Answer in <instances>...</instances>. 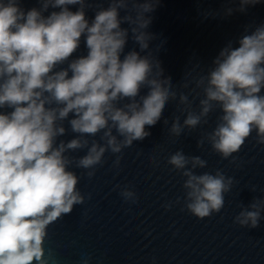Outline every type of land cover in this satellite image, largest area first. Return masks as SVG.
<instances>
[{"label": "clouds", "instance_id": "9594fccd", "mask_svg": "<svg viewBox=\"0 0 264 264\" xmlns=\"http://www.w3.org/2000/svg\"><path fill=\"white\" fill-rule=\"evenodd\" d=\"M260 2L239 0L236 10ZM38 3L39 8L25 10L21 0H0V264H60L57 252L46 246L48 229L91 199L78 187L81 178L95 177L106 153L115 156L112 167L119 174L124 150L151 135L147 129L171 102L180 113L172 117L171 137L202 129L219 110L215 127L200 133L198 149L207 144L222 160L237 164L234 154L253 132L255 143L264 146V25L250 34L246 28L238 47L229 41L206 71L197 61L174 84L158 57L164 41L150 47L158 39L149 31L150 14L161 0H108L107 8H95L91 21L86 13L94 0ZM125 23L127 28L121 26ZM82 37L87 55L73 58ZM129 38L139 51L125 53ZM69 132L75 134L72 139H61ZM81 151L85 154L72 155ZM149 159L159 166L155 156ZM167 164L184 179L183 197L165 203L166 211L182 204L181 211L209 218L221 212L225 194L238 183L222 169L198 174L207 160L183 149L170 154ZM73 169L84 171L77 175ZM114 190L125 203L139 201L131 184H117ZM256 190L252 185L250 191ZM238 207L234 224L260 226L264 198ZM92 261L84 252L78 264Z\"/></svg>", "mask_w": 264, "mask_h": 264}, {"label": "water", "instance_id": "95a60500", "mask_svg": "<svg viewBox=\"0 0 264 264\" xmlns=\"http://www.w3.org/2000/svg\"><path fill=\"white\" fill-rule=\"evenodd\" d=\"M20 6L25 10L40 7L38 0H21ZM101 6L107 8L108 0H94L93 9L86 13L89 21L94 19L95 8ZM77 7L69 6L72 11ZM239 8V0H161L157 10L150 14L153 22L149 31L158 36L150 47L164 41L158 57L165 75L170 76L174 84H179L184 73L197 61L206 71L229 41L234 48L238 47L246 28L250 34L264 25V0L246 6L244 12L236 10ZM228 9H233L231 14L227 13ZM120 15L125 12L121 11ZM121 26L128 27L126 23ZM132 49L139 51L138 45L129 38L125 53ZM81 55H87L83 37L73 58ZM146 93L147 89L141 90V94ZM197 104L198 100L193 106ZM174 115L180 113L176 102H171L161 120L147 129L151 135L124 150L119 174L112 167L115 156L106 153L105 163L98 167L95 177L81 178L78 187L82 193H91V199L77 205L70 215L48 229L50 239L46 246L57 252L60 264H78L84 252L93 256L92 264H152L153 256L157 258L156 264H264V219L255 229L233 223L240 211L238 205L247 206L254 197L264 198L261 192L264 190V146L255 143L253 132L240 152L234 154L238 167L229 160H222L207 144L203 150L197 148L200 133L215 127L219 110L211 114L208 125L193 132L185 129L179 138L171 137L168 132ZM164 118L169 119L167 126L163 124ZM183 119L181 115V122ZM65 127H68L67 121ZM74 135L69 132L61 139L69 140ZM179 149L207 160L208 167L197 169L198 174L222 169L238 181L232 191L225 194V205L220 213L198 219L181 211L182 204L167 211L163 207L168 201L183 197L184 178L170 171L171 166L167 164L168 156ZM138 153L142 154L138 156ZM84 154L81 151L72 155ZM153 156L159 161L158 167L150 163L149 158ZM73 170L77 175L84 171ZM117 184L133 185L138 203H125L119 190H114ZM252 185L256 186V192L250 191Z\"/></svg>", "mask_w": 264, "mask_h": 264}]
</instances>
